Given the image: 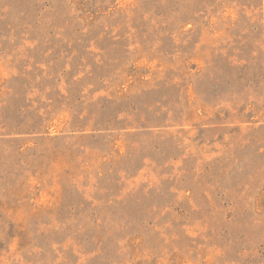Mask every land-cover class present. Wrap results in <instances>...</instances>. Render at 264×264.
I'll list each match as a JSON object with an SVG mask.
<instances>
[{"label":"rangeland","instance_id":"rangeland-1","mask_svg":"<svg viewBox=\"0 0 264 264\" xmlns=\"http://www.w3.org/2000/svg\"><path fill=\"white\" fill-rule=\"evenodd\" d=\"M0 264H264V0H0Z\"/></svg>","mask_w":264,"mask_h":264}]
</instances>
